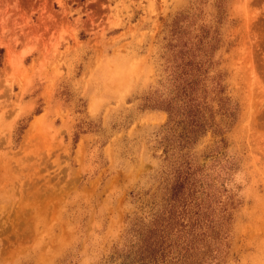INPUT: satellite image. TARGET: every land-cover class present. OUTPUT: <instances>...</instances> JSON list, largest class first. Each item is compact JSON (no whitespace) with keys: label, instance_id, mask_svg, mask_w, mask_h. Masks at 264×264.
Segmentation results:
<instances>
[{"label":"rangeland","instance_id":"obj_1","mask_svg":"<svg viewBox=\"0 0 264 264\" xmlns=\"http://www.w3.org/2000/svg\"><path fill=\"white\" fill-rule=\"evenodd\" d=\"M195 61L235 119L165 152ZM184 160L227 202L202 264H264V0H0V264H121Z\"/></svg>","mask_w":264,"mask_h":264},{"label":"trees","instance_id":"obj_2","mask_svg":"<svg viewBox=\"0 0 264 264\" xmlns=\"http://www.w3.org/2000/svg\"><path fill=\"white\" fill-rule=\"evenodd\" d=\"M192 67L194 72L189 75L183 71L174 73L172 93L150 106L163 109L168 114V135L162 140L165 152L176 147L179 150L185 149L183 155H188L189 148L209 129L221 134V126L230 127L235 119V107L230 98L221 97L219 93L222 90L213 87L219 100L217 111L221 115L220 125L214 123L212 107L205 102V97H201L204 89L199 85L200 62L195 61ZM218 77L217 74L219 86ZM176 129L178 133H175ZM200 171L201 165L198 162L195 165L187 160L176 163L171 180L165 187L167 197L163 208L146 230L138 232L136 247L125 255L121 264L204 262L199 254L211 252L209 247L214 245L213 241L220 240V227L228 214L227 202L218 199L217 188H213L214 184L209 181H204L207 176ZM211 258L215 259L216 256L212 255ZM171 259L176 263H166Z\"/></svg>","mask_w":264,"mask_h":264},{"label":"bare ground","instance_id":"obj_3","mask_svg":"<svg viewBox=\"0 0 264 264\" xmlns=\"http://www.w3.org/2000/svg\"><path fill=\"white\" fill-rule=\"evenodd\" d=\"M128 69V68H127ZM121 71V70H120ZM123 72V71H122ZM115 73V72H114ZM117 73V72H116ZM121 78V77H120Z\"/></svg>","mask_w":264,"mask_h":264}]
</instances>
